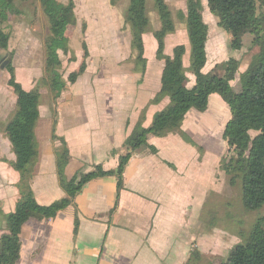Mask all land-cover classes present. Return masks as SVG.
<instances>
[{"label":"crops","instance_id":"crops-1","mask_svg":"<svg viewBox=\"0 0 264 264\" xmlns=\"http://www.w3.org/2000/svg\"><path fill=\"white\" fill-rule=\"evenodd\" d=\"M143 46V75L130 70L122 73L115 85L94 88L83 82L88 71L85 67L74 83L66 85L59 100L39 103L35 127L39 155L30 182L38 204L48 205L65 196L55 165V149L60 143L52 139L53 131L65 140L69 151L64 171L68 179L96 165L115 171L120 156L126 153L124 141L135 130L141 114L140 127H149L155 113L168 105V96L151 102L160 89L163 61L154 56L156 42L154 55H148ZM205 49L208 58L207 42ZM164 53H172L166 40ZM188 57L186 47L185 69L189 67ZM213 65L209 66L207 59L201 74L206 75ZM186 77V86H193L191 70ZM207 110L219 115L226 114L229 107L213 93L208 97ZM194 115H198L197 110L190 109L179 127L195 145L178 133L149 135L147 143L157 151L140 148L131 154L118 198L116 177H97L54 218L28 219L19 233L21 245L15 264H184L191 249L205 252L210 244L214 246L215 227L207 219V205L223 191L225 176L219 163L228 146L222 138L219 149L215 148L218 156L223 153L221 157L210 155L206 141L201 144L194 137L205 119ZM227 116L217 136L222 137L230 111ZM14 158L7 136L0 133V236L6 232L5 215L14 210L19 198V173L10 165Z\"/></svg>","mask_w":264,"mask_h":264},{"label":"trees","instance_id":"trees-1","mask_svg":"<svg viewBox=\"0 0 264 264\" xmlns=\"http://www.w3.org/2000/svg\"><path fill=\"white\" fill-rule=\"evenodd\" d=\"M18 0H0V20L7 19L9 12L20 14ZM43 14L48 22V33L44 40L45 84L53 98H58L65 89L67 82L74 83L84 72L85 59L88 56L85 45L79 66L71 71L64 79L62 60L59 52L69 53L66 27L75 24L74 2L69 0L61 3L57 0H39ZM264 6V0H259ZM153 7L159 19V28L152 32L156 40L155 57L163 61L160 77V89L151 102L156 103L168 96L169 103L155 113L149 127H140L142 114L135 130L126 138L124 146L126 153L120 156L115 171H105L96 165L92 170L79 172L72 178L65 176V167L70 155L63 138L52 134L53 140L60 145L55 149V165L59 186L65 196L48 205H40L35 200L30 182L33 170L38 160V143L35 137V127L39 119L40 92L37 87L26 90L16 79L12 64L7 65L9 71L8 85L16 94V102L9 119L4 124L7 136L15 158L10 162L11 167L19 173L17 188L19 198L14 210L5 215L6 232L0 236V264H15L19 258L20 237L22 225L30 218L51 219L57 213L73 203L75 196L84 185L97 177L113 175L116 177L117 198L123 188V171L131 154L146 148L156 153V148L147 143L149 135L165 136L178 133L185 141L191 142L179 123L190 109L205 111L210 94H218L227 104L230 118L226 122L222 138L228 146V153L219 163V168L228 176V183L240 185L241 206L245 210H258L264 207V36L257 31L255 20L256 11L254 0H206L210 13L217 19V24L224 31L232 34L230 48L240 50L243 46L240 37L249 33L254 35L252 45L258 46L248 68L241 75L240 89L234 91L230 80L239 66V60L230 57L216 72L201 74L206 63L205 45L208 38V25L203 20V5L201 0H185V13L179 11V17L185 23L188 39L189 67L195 75V83L186 86V69L183 66V56L186 46L178 44L173 47L171 54L164 53V38L175 30L171 11L165 0H152ZM124 24L130 32V45L136 51L132 71L143 75L146 59L144 55L143 34L148 31L147 0H129L124 12ZM8 34L0 30V49L5 50ZM74 60L75 57L70 58ZM69 59V60H70ZM250 131H255L252 136ZM195 145V144H194ZM229 151V152H230ZM215 212L208 214L209 224L212 225ZM239 237L229 251L227 257L216 263L204 260L197 248L190 251L184 264H264V213L260 215L251 227L236 233Z\"/></svg>","mask_w":264,"mask_h":264},{"label":"rangeland","instance_id":"rangeland-1","mask_svg":"<svg viewBox=\"0 0 264 264\" xmlns=\"http://www.w3.org/2000/svg\"><path fill=\"white\" fill-rule=\"evenodd\" d=\"M57 1L67 3L69 0ZM128 1L73 0L76 22L68 25L65 30L69 53L64 55L59 52L64 79L79 66L83 55V45L88 52L85 59L88 71L83 77V82L86 84H91L94 88L98 85L100 88L111 87L115 85V81L121 78L122 73H130L134 65L132 61L136 51L131 48L130 32L124 24V12ZM165 1L171 11L175 30L167 34L164 40H166L167 46L172 47V49L178 44H184L188 47L185 23L179 17V11L185 13V0ZM201 2L203 20L209 28L207 38L208 64L209 66L214 64L206 74L213 72L222 74L223 70L218 69V65L230 57L239 60V66L233 79L230 80L233 90L237 91L240 89L241 75L246 71L254 54L258 51V46L252 45L254 35L249 33L243 35L239 38L243 47L240 50L231 49L232 34L218 26L217 19L210 13L206 0H201ZM17 5L21 10L20 14L9 12L6 20H0V30L8 34L6 49H0V133L4 132V124L6 123L5 121L2 122L3 119L11 114L16 102V94L8 85L10 75L7 65L9 63L14 67L16 79L21 82L24 88L37 87L39 89L40 104L56 102L65 93L64 89L58 98H53L44 82L46 78L44 40L48 33V22L42 12L39 0H18ZM254 8L257 31L264 36V6L260 5L259 0H254ZM147 15L149 25L148 31L144 35L143 44L146 47V53L154 55L153 42L156 40L152 32L158 29L160 24L152 0H147ZM72 56L75 57L74 60L70 59ZM189 70H191L190 67L186 69V72ZM67 84L69 85L68 82ZM227 113L217 115L206 108L205 111H197L198 115H194L196 119H205L204 122H201L202 126L196 128L194 137L201 144L206 141L207 152L217 158L223 154L221 152L218 156L215 148L218 150L217 144L223 143L222 137L217 135H221L223 125L229 117ZM208 134L210 135L208 136ZM250 134L254 136L256 132L250 131ZM189 139L194 143L190 137ZM229 151L227 152L228 157L232 153ZM223 175L225 176L223 191L216 193L214 198H210L213 202L207 205L208 214L217 212L211 216L215 222L210 225L215 227L214 246L210 244V248L201 252L204 260H213L216 263L225 259L230 249L239 242V237L236 234L239 229L248 230L264 213V207L258 210H245L241 206L240 185L238 183L235 186L229 185L228 176L225 172ZM1 215L3 216L2 206H0V218ZM211 246H213L212 250Z\"/></svg>","mask_w":264,"mask_h":264}]
</instances>
